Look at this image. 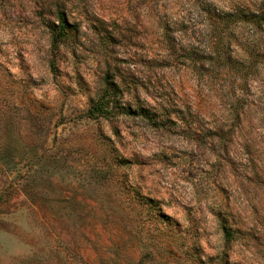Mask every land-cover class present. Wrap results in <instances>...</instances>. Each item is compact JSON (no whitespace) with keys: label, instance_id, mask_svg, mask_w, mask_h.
<instances>
[{"label":"rangeland","instance_id":"obj_1","mask_svg":"<svg viewBox=\"0 0 264 264\" xmlns=\"http://www.w3.org/2000/svg\"><path fill=\"white\" fill-rule=\"evenodd\" d=\"M0 264H264V0H0Z\"/></svg>","mask_w":264,"mask_h":264},{"label":"trees","instance_id":"obj_2","mask_svg":"<svg viewBox=\"0 0 264 264\" xmlns=\"http://www.w3.org/2000/svg\"><path fill=\"white\" fill-rule=\"evenodd\" d=\"M57 19L58 23H52L50 25V37L54 51H56L61 46L67 45L72 36V27L68 21L61 14L57 15ZM261 21H263V18L259 14H227L221 17L218 23L223 22L224 26L228 27L231 23L245 22L250 23L255 28H261ZM122 94L123 93L119 85L116 83L115 85L107 84L104 93L89 109V117H106L115 114V118L125 115L127 117L140 118L153 126H158L161 124V121L159 120V114L157 112L151 111L140 104L136 107L123 104Z\"/></svg>","mask_w":264,"mask_h":264}]
</instances>
